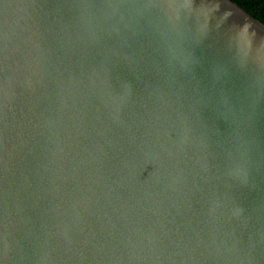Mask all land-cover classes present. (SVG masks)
I'll use <instances>...</instances> for the list:
<instances>
[{"label":"water","instance_id":"water-1","mask_svg":"<svg viewBox=\"0 0 264 264\" xmlns=\"http://www.w3.org/2000/svg\"><path fill=\"white\" fill-rule=\"evenodd\" d=\"M0 264H264V26L0 0Z\"/></svg>","mask_w":264,"mask_h":264},{"label":"trees","instance_id":"trees-1","mask_svg":"<svg viewBox=\"0 0 264 264\" xmlns=\"http://www.w3.org/2000/svg\"><path fill=\"white\" fill-rule=\"evenodd\" d=\"M264 26V0H231Z\"/></svg>","mask_w":264,"mask_h":264}]
</instances>
